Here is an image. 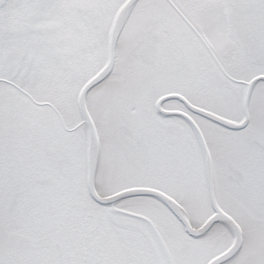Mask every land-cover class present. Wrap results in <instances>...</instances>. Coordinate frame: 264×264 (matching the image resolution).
<instances>
[{"label": "snow or ice", "instance_id": "1", "mask_svg": "<svg viewBox=\"0 0 264 264\" xmlns=\"http://www.w3.org/2000/svg\"><path fill=\"white\" fill-rule=\"evenodd\" d=\"M0 264H264V0H0Z\"/></svg>", "mask_w": 264, "mask_h": 264}]
</instances>
